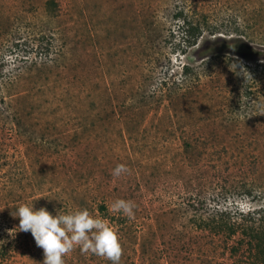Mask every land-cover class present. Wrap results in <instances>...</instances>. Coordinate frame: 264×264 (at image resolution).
Here are the masks:
<instances>
[{
  "label": "rangeland",
  "instance_id": "obj_1",
  "mask_svg": "<svg viewBox=\"0 0 264 264\" xmlns=\"http://www.w3.org/2000/svg\"><path fill=\"white\" fill-rule=\"evenodd\" d=\"M184 17L217 29L186 48ZM239 34L249 62L229 47ZM263 45L264 0H0L1 264H43L13 216L20 204L100 217L104 203L119 216L116 199L135 202L140 226L118 231L119 264H234L233 244H199L184 203L224 186L235 191L226 207L264 204ZM247 74L257 81L242 82ZM223 148L240 155L229 170L201 169ZM121 163L128 171L114 177ZM64 259L111 264L79 247Z\"/></svg>",
  "mask_w": 264,
  "mask_h": 264
},
{
  "label": "trees",
  "instance_id": "obj_2",
  "mask_svg": "<svg viewBox=\"0 0 264 264\" xmlns=\"http://www.w3.org/2000/svg\"><path fill=\"white\" fill-rule=\"evenodd\" d=\"M52 3L53 2H51V4ZM183 20L185 28L184 47L186 48L195 47L199 43L204 29H206V25L211 29H217L215 26L209 25L207 20L195 21L188 17H184ZM237 31H239V29ZM245 38L246 36L244 34H239L238 38H231L228 42L233 55L242 60L248 61L253 49L251 48L250 43L244 41ZM223 42H225L224 39H218L216 42L208 41L201 48V51H207L215 44ZM258 53L259 57L264 60V45L262 46V50ZM248 62L239 65V67L249 70L251 74H256L259 71L260 66L262 67V71L264 70V65H259V67L254 68V66ZM184 69L186 77L193 74L192 70L190 73V68L186 65L184 66ZM242 74L243 72H238V76L242 77ZM197 76L200 78V74H197ZM252 80L256 82L257 78L250 79L249 74H247L244 79H242V82L246 83ZM248 95H253V92H248ZM247 106V104H241L240 106L235 107L234 112L236 117L233 119L238 121L240 115L243 114L242 112L245 111V107ZM192 148V143L185 142L187 153L190 152ZM243 151L244 150H240V154H242ZM229 155L230 152L226 148L218 150L215 152L217 163L211 166L202 165L201 169L211 167V169L220 172L222 171L223 165L226 164V170H229L230 168L228 165L230 164V160H237L240 158V155ZM224 159H226V161ZM202 178L204 179V176ZM246 191H248V189ZM234 192L223 186L218 190L215 188L214 192L209 194L210 197L206 196L204 194L205 192L199 193L196 198L187 195L184 205L192 207L195 211L194 215L190 218L189 223H192L194 229L199 233V244H233L230 248V253L231 257L235 259L233 262L234 264H264V204L248 210H245L236 204L231 206L229 204V206L226 207L223 203L228 204V200L234 195ZM246 194L251 195L250 192H246ZM256 197L257 200L264 201V190L258 192ZM211 201L214 202V204L209 203ZM98 211L100 212V217L107 219L110 224H112L113 228L117 227L118 231H131L133 226L135 227L134 232H139L140 230V226L134 218L129 219L123 214L119 216L111 214L107 204H100ZM191 233L192 232H189V234ZM244 249L246 252L250 249L249 255L253 260L248 261V257H245L244 255L243 257L242 255L238 257V253Z\"/></svg>",
  "mask_w": 264,
  "mask_h": 264
},
{
  "label": "clouds",
  "instance_id": "obj_3",
  "mask_svg": "<svg viewBox=\"0 0 264 264\" xmlns=\"http://www.w3.org/2000/svg\"><path fill=\"white\" fill-rule=\"evenodd\" d=\"M127 171L125 164H117L112 175L119 177ZM110 208L132 219L136 204L132 200L116 199ZM13 216L19 217V231H30L36 245L43 249V264H65L64 257L76 247L83 253L90 252L105 257L111 264H119L123 246L118 230L87 208L53 215L46 207L37 210L34 203H23Z\"/></svg>",
  "mask_w": 264,
  "mask_h": 264
}]
</instances>
